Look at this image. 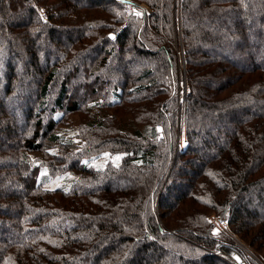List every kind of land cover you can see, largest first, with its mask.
Segmentation results:
<instances>
[{
	"label": "trees",
	"instance_id": "trees-1",
	"mask_svg": "<svg viewBox=\"0 0 264 264\" xmlns=\"http://www.w3.org/2000/svg\"><path fill=\"white\" fill-rule=\"evenodd\" d=\"M140 1L0 0V264H231L213 213L264 261V216L242 206L264 184V0Z\"/></svg>",
	"mask_w": 264,
	"mask_h": 264
},
{
	"label": "rangeland",
	"instance_id": "rangeland-1",
	"mask_svg": "<svg viewBox=\"0 0 264 264\" xmlns=\"http://www.w3.org/2000/svg\"><path fill=\"white\" fill-rule=\"evenodd\" d=\"M127 1H129L130 3L139 4V8H137V7L130 8L135 17H137L143 11L146 14H149L151 12V8L146 3L141 2L140 0H127ZM181 2H182V0H176V4L181 3ZM179 5H181V4H179ZM41 10L45 11V8L43 7ZM45 13H46V11H45ZM11 27L12 26H10V24H8V28H11ZM258 31H260V30H258ZM1 39H3V38L0 37V42H1ZM181 41L182 40L180 39L179 45L176 48L178 51V54H179V59H180V69L179 70H180V77L181 78L179 80V86H178L179 87V93H178L179 97L177 99V106H176V110H177V112H176L177 137H176L174 155H176V153L178 155V153L185 148L186 143H187V115H188V99L187 98H188V93H189L190 88H189V85L187 83V73H186L187 63L185 61V57H184V54L182 51ZM258 54H260V53H258ZM262 54H264V52H262ZM7 59L12 64L16 65L17 69L20 68V65L18 64L21 60L20 58H16L14 56H9V57H7ZM182 79L185 80L187 88H186L185 93H184L185 97L182 95V99H181L180 94L182 93V91L180 92V81ZM3 80L4 79L0 76V81L3 82ZM14 100L11 102L12 104L10 103V106H12L13 104L18 105L20 102H22L20 98H19V100L18 99H16L15 101ZM201 118H203V117H201ZM206 122H208V121L206 120ZM221 122L223 123L224 126H228V127L231 126L230 118L226 119V117H225L224 119H221ZM204 125H206V124H204ZM209 126H210V124L206 125L205 126L206 128L203 127L201 129H210L211 127H209ZM159 127H158L159 130H161V126H159ZM108 157H110V156L109 155L107 156L105 154H103L102 156L95 157L94 159H92L93 164L104 166L107 163ZM174 164H175V160L173 159L171 161L170 172L172 171ZM192 168L193 167H191L190 165H186L183 169L184 171L183 170L178 171L179 174H178L177 180L182 182V186L180 184H178V182L172 184V186L169 189V195L171 198L179 191L180 187L184 188L186 186L185 183L188 182V173L187 172H189L190 169H192ZM184 172H186V174H184ZM73 173L74 172L69 171V172L61 174V175L58 174V176L57 175L52 176L48 173V171L45 168H43V169H41L40 173L38 174V177H39V181L42 182V184L48 188H55V187L67 188L70 185V179L73 177V175H74ZM124 179H125L124 180L125 182H132V180H130L131 178H128V179L124 178ZM242 206L244 208L245 207L249 208L254 213H259L261 216H264V184L259 189L254 190L253 193H250V195L248 196V199H245V201L242 203ZM216 218H218L219 220L223 219L227 222V225H226L227 230H223L221 224L220 225L217 224L218 221ZM209 223L211 225V229H212V232H213L215 237H228L231 239V241L234 242V244L235 243L238 244V246L236 245V247L238 249L236 252L242 256L243 262H241V263L236 262L230 256H228L227 259H229L228 261L231 264H243L244 262H246L247 264H253L251 261H249V262L247 261V257L245 256V252L247 254L251 255V258H253L254 261H256L255 264H259V262L264 264V261L261 259V257L257 256L258 254L256 253V250L253 247H251L248 243H246L241 238V236L239 234H237L231 228L230 222H229L227 217H221L220 215L213 213L212 215L209 216ZM226 243H228V242H219L210 251L214 254V252L218 251V249ZM255 256H257L258 258H256ZM168 257L170 258V256H168ZM198 264H201V263L199 262Z\"/></svg>",
	"mask_w": 264,
	"mask_h": 264
},
{
	"label": "built area",
	"instance_id": "built-area-1",
	"mask_svg": "<svg viewBox=\"0 0 264 264\" xmlns=\"http://www.w3.org/2000/svg\"><path fill=\"white\" fill-rule=\"evenodd\" d=\"M186 88H187V85H186V83H185V80H181L180 81V92L182 91V93L180 94V96H181V99H182V95L185 97V95H184V93H185V90H186ZM160 128V127H159ZM217 219V224H221V226H222V228H223V230H227V222L225 221V220H219L218 218H216ZM215 219V220H216ZM229 233V232H228ZM236 245L238 246V244H234V245H232V244H230V243H226V244H224V245H222L219 249H218V251H216V252H214V254H217V255H219V256H221V257H223V258H225V259H227V257L228 256H230L233 260H235L236 262H239V261H237L236 260V258L234 257V255L232 254V252L233 253H235L238 249H237V247H236ZM228 250H232L231 252H228ZM239 252V251H238ZM256 257V256H255ZM257 258V257H256ZM227 260H229V259H227ZM259 262V261H258ZM240 263V262H239ZM259 264H262L261 262H259Z\"/></svg>",
	"mask_w": 264,
	"mask_h": 264
},
{
	"label": "water",
	"instance_id": "water-1",
	"mask_svg": "<svg viewBox=\"0 0 264 264\" xmlns=\"http://www.w3.org/2000/svg\"><path fill=\"white\" fill-rule=\"evenodd\" d=\"M233 255H234V257L238 260V261H242L243 259H242V256L239 254V253H237V252H235V253H233ZM243 264H247L246 262H244Z\"/></svg>",
	"mask_w": 264,
	"mask_h": 264
},
{
	"label": "bare ground",
	"instance_id": "bare-ground-1",
	"mask_svg": "<svg viewBox=\"0 0 264 264\" xmlns=\"http://www.w3.org/2000/svg\"><path fill=\"white\" fill-rule=\"evenodd\" d=\"M232 250H228V252H231ZM232 254H233V252H232ZM241 263V262H240Z\"/></svg>",
	"mask_w": 264,
	"mask_h": 264
},
{
	"label": "snow or ice",
	"instance_id": "snow-or-ice-1",
	"mask_svg": "<svg viewBox=\"0 0 264 264\" xmlns=\"http://www.w3.org/2000/svg\"><path fill=\"white\" fill-rule=\"evenodd\" d=\"M117 159H119V158H117Z\"/></svg>",
	"mask_w": 264,
	"mask_h": 264
}]
</instances>
